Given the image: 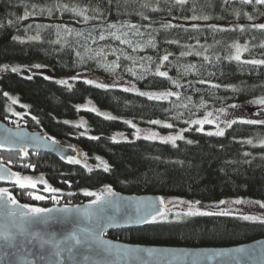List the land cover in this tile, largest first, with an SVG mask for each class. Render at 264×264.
I'll return each mask as SVG.
<instances>
[{"label":"trees","instance_id":"16d2710c","mask_svg":"<svg viewBox=\"0 0 264 264\" xmlns=\"http://www.w3.org/2000/svg\"><path fill=\"white\" fill-rule=\"evenodd\" d=\"M55 2L0 0V119L10 127L41 132L56 141L66 140L81 150L80 157L85 156L87 167L85 162L78 165L64 163L41 153L0 150V160L12 171L22 175L44 174L51 186L59 189L55 193L59 204H54L50 199L53 194L44 192L41 187L28 190L12 184L0 187L8 188L22 204L48 208L89 203L94 197L85 196L84 191L102 193L105 186L111 187L114 193L162 196L164 199L217 202L227 198H246L264 201V147L258 143L264 140V125L240 123L242 120L264 119V110L246 108L242 117H236L237 123L223 136H209L195 127L190 128L186 132L187 138L175 146L141 138L131 141L113 139L118 132L133 135V129L125 121L148 125L152 120H164L174 127L185 126L210 111L264 98V66L225 58L234 54L235 49L230 45L246 43L248 50L242 60L264 59V48L259 46L264 43V30L253 27L264 19V6L244 5L240 0H229L228 4L224 0H189V4L181 8L174 5L173 0H129L128 3L113 0L103 21L85 23L77 22L69 12L49 15L47 8ZM63 2L84 6L89 0ZM98 2L93 0V4ZM144 2L150 7L141 8ZM193 4L196 15H208L210 19H184L193 15L190 10ZM33 5L37 6L36 14L28 19H17L26 9L32 12ZM152 7L158 10L152 11ZM40 9L45 11L41 13ZM137 12L149 16L150 20L141 19ZM246 14L253 19L248 20ZM109 23L118 26L137 24L144 35L133 36L129 29L123 28L122 32H129L128 38L133 40V46L120 44L109 36L115 31L106 28ZM165 24L173 27L165 28ZM211 25L217 28L213 29ZM64 28H71L72 35H66ZM101 31L107 37L103 41L99 40ZM57 32L63 37L60 43H55ZM77 32L83 35L77 36ZM37 35L39 40L28 39ZM93 39L96 43L92 42ZM149 39L154 40L156 48L147 45ZM100 48L106 53L103 57H95L92 51H88ZM112 49L116 50L114 55ZM181 52L191 54L181 56ZM167 53L171 55L169 61L164 62L161 58ZM203 55L210 56L211 63L204 61ZM217 55L220 60L215 59ZM128 56L132 59H126ZM36 64L60 77L87 75L108 82L127 81L142 90L178 92L180 99L169 96L149 100L131 89L125 92L116 86L97 88L96 82L84 83L90 80L85 78L67 87L45 79L41 74L24 75L11 71L13 67ZM158 65L161 71H168L167 78L154 75ZM190 65L194 67L185 74ZM5 67L7 70H2ZM200 80L210 83H198ZM173 81H178L181 87ZM211 84L222 87L212 88ZM4 93L16 98L19 104H12ZM188 97H191V103ZM88 100L121 119L109 120L93 112L79 111L77 105ZM183 104L187 107H178ZM15 111L20 116L13 115ZM80 116L86 117L91 136L99 139H90L82 127L69 122ZM249 139L252 144L246 143ZM188 140L192 143H187ZM24 152L28 154L26 157ZM96 157L109 165V171L103 170ZM24 163L35 165V169L23 168ZM28 191L47 199L34 200L27 195ZM69 192L73 195L69 196ZM105 236L131 245L232 247L264 239V224L244 221L235 215L192 216L158 220L143 228L115 231Z\"/></svg>","mask_w":264,"mask_h":264},{"label":"snow or ice","instance_id":"6c2138e0","mask_svg":"<svg viewBox=\"0 0 264 264\" xmlns=\"http://www.w3.org/2000/svg\"><path fill=\"white\" fill-rule=\"evenodd\" d=\"M129 0H125V3H128ZM118 3V0H117ZM225 4L229 3V0H224ZM240 3L244 5H256V6H264V0H240ZM101 4L107 5V7H102ZM113 4V0H99L98 3L93 4V0H89V3L84 6H80L78 4H69L63 2V0H56V2L53 4V6L47 8V12L49 15H51L53 12L58 13H65L69 12L73 15L74 18L77 19V22L83 21L85 23H88L92 20L96 21H103L105 19L106 13L110 10L111 6ZM174 5H179L181 8L189 4V0H173ZM141 8H149L150 4L148 2L141 3ZM36 5L32 6L33 11L29 12L27 9L25 10V13L22 17H17L18 20L22 19H28L30 15L36 14ZM152 11H157L158 9L156 7L151 8ZM193 12V15L190 17H184V19H190L192 21L197 20H203L207 21L210 19L208 15H196L195 11V5L190 9ZM44 9H40V12H44ZM171 11V9H170ZM92 13V15H89V13ZM137 15L141 17L143 20H150V17L145 15L142 12H137ZM238 15V14H237ZM247 15V14H246ZM248 20H252L253 17L251 15H247ZM13 21H9V23H12ZM60 26H58L59 28ZM165 28L167 27H173L172 25L165 24ZM213 29H216V25H211ZM256 29L264 30V23L253 25ZM107 29H114L115 31H112L109 33V36L114 41H119L120 44H127L129 46H133V40L129 39V32H122L121 29L127 28L132 32L133 36H143L144 33L140 31V27L137 24L134 23H125L121 25H117L116 23H109L106 26ZM106 30V29H105ZM243 31V28L240 29ZM64 32L66 35H72V29L71 28H64ZM77 36L83 35L80 32L76 33ZM91 35V34H89ZM150 35V34H149ZM58 39L55 41V43H60V40L63 39V37L60 36V33L57 32ZM107 37L104 34V31H101V34L99 35V40L103 41ZM29 40H39L40 37L34 36L29 37ZM93 43H96V40L93 39ZM168 43H174L175 41H167ZM147 45L156 48V43L153 39H149L147 41ZM260 47L264 48V43L259 45ZM230 48H234L235 52L234 54H229L226 56V59L229 60H235L237 62H242L244 64H250L253 66H264V59H241V54L243 51L248 50V45L241 46L240 44L236 43L229 46ZM133 50H135V47H133ZM88 51H92L94 53L95 57H103L106 55L103 48H100L99 50H92L88 49ZM115 49L111 50V54H115ZM205 52L208 51L207 48L204 49ZM191 53L181 52V56L189 55ZM171 53H167L163 55L161 58L162 61L167 62L169 61V56ZM197 55H201V53H197ZM77 56H80V53L77 52ZM126 59H132L131 56L126 57ZM151 60V57L148 58ZM216 60H220L221 57L217 55L215 57ZM203 60L206 62L211 63V57L208 55H203ZM135 62V61H133ZM114 66L115 62H113ZM34 68H41L43 67L40 64L33 65ZM194 66H188V68L185 71V74L189 71H191V68ZM7 70L6 67L5 69ZM31 69H29L30 71ZM12 72L19 71L18 68L13 67L11 69ZM131 71V69H129ZM154 75L158 77H165L167 78L169 76L168 71H161L160 65L157 66ZM31 79V77H29ZM45 79H48V77H45ZM72 79H76V77H72ZM57 83L61 85H67V80H58ZM84 83L86 84H92V80H85ZM174 84H176L177 87H181V85L178 83V81H173ZM198 83H210L204 80L198 81ZM95 86L97 88H107V84H100L96 83ZM212 88L219 89L222 87L220 84H211ZM125 92L130 91V89L125 88ZM140 96H146L149 100L153 99H164L169 96H176L177 99H180V94L178 92H161L159 94L157 93H151V92H139ZM5 97L10 99L12 101V104H16L17 101L15 98H12L9 96L8 93L3 94ZM189 103H191V97L187 98ZM254 103L264 107V98L257 99L253 101ZM187 107V104L178 105V107ZM230 107L235 108L237 105L233 104L230 105ZM11 110V109H9ZM91 111H96L95 109H91ZM225 109H219V112L223 113ZM100 115V113H97ZM13 115H19L18 113H13ZM208 117L212 116V113L209 112ZM259 115V113L257 114ZM34 120L35 117H32ZM106 119H115L111 116H105ZM219 120V116L216 118ZM65 123H68V121H65ZM83 121L77 125V127L83 126ZM125 123L129 124L132 127H135V125H132L130 121H125ZM152 124H160V121L158 120H152ZM193 124L201 125L198 131H203V125L205 123L212 124L213 121L210 119H207V117L204 120H195L192 121ZM224 123L227 124L228 128H231L233 124L237 123L236 120H230V121H224ZM240 123L249 124V125H264V119H249V120H242ZM167 128H172L173 125L171 123H168L164 125ZM7 131V130H6ZM137 132H139V129H137ZM83 134V133H82ZM225 134V131L223 128L219 126V124H216V131L215 132H208L207 135H216V136H223ZM15 135H21V133H15ZM157 137V133L152 132L149 135L145 136V139H154ZM90 139L96 140L99 139V137L91 136ZM44 140H51L53 144L56 143L54 139L51 137H44ZM115 139V138H113ZM162 142L168 143L171 142L173 146L176 145V141L183 140V135H174V136H167V137H161L160 138ZM9 144V147H11V141H7ZM187 143L191 144L192 141L188 140ZM246 143L252 144L253 141L251 139L247 140ZM4 143L0 142V147H3ZM260 146L264 147V140L260 141ZM28 154L27 152H24V156L26 157ZM245 155H250V153H245ZM98 161H100V164L103 165V170L105 172L109 171V165L100 159V157H96ZM86 160V158H85ZM67 162L69 164H81V160L76 159L74 157H68ZM9 164L12 163L11 161L8 162ZM85 167H87V164L85 162ZM23 168H32L35 169V165H32L30 163H24L22 165ZM89 171L91 169L89 168ZM0 180L2 181H8L11 182L14 187H18L21 190H28V189H37V184L40 183L43 185V191L47 193H51L50 199L53 201L54 204H59V199L55 195V193L59 192V189L52 187L47 183V181L43 178L41 175L38 180H34L32 177L28 175H22L21 173L14 172L10 168H8L2 160H0ZM27 195L31 197L34 200L37 201H43L47 199L44 195H38L35 194L33 191H28ZM69 196L73 195V193L69 192ZM84 195L88 197H94L93 200L90 201L88 205H79V206H64V207H34L29 204H21L19 201L12 195L10 190L8 188L0 187V208L5 210V219L7 223L5 225H2L0 227L3 228V231H0V240L3 241V244L0 245V249L4 251V254L13 258H20L22 261V264H38L37 261H34L32 259H28L29 256H38L40 260H44L45 258H48L50 261V264H80L79 257L83 256L85 261H89L92 258V255H95L97 257H103L104 260L100 261H93V264H113L112 261L108 260V257H129L136 260H139V256L141 253L147 252L149 254L154 253L155 249H141V248H131V247H122L120 245H114L109 241H106L102 239V233L104 232L105 224H104V213L106 210L112 205L113 201L109 199L110 197H114L116 193H114L109 186H105L104 192L98 193V192H91V191H84ZM159 206H156L155 201H150L147 203L140 202L143 204V207L138 206L135 209V214L133 216H130L129 219L136 222V223H155L158 221V218L160 220L167 219L168 213L166 212V202L163 198H159ZM167 203H172V201H168ZM181 204L187 205V210L185 212L178 213L177 216H184V217H192V216H229L232 214L231 210L224 211V210H203L202 207H199L201 205V202L199 200L196 201H179ZM256 204L261 209H264V202L262 201H244L241 199H235L232 201H225L220 200L219 204L216 205V208H219V205H226V204H233V205H241V204ZM211 208V206H209ZM77 218H84L90 222L92 227L90 228H79L77 230L69 231L68 233L64 234L61 238L57 239L55 235H45L43 234V231L41 229L42 225H48L51 222H67L69 219L72 220L73 223L77 221ZM239 218L244 221H251V222H258L260 224H264V216H256V215H245V214H239ZM29 245H33L37 248L36 252H32L29 249ZM238 252H244V249H238ZM9 264H15L14 260H10ZM140 264H143L141 261Z\"/></svg>","mask_w":264,"mask_h":264},{"label":"water","instance_id":"95a60500","mask_svg":"<svg viewBox=\"0 0 264 264\" xmlns=\"http://www.w3.org/2000/svg\"><path fill=\"white\" fill-rule=\"evenodd\" d=\"M15 133H21V135H15ZM44 137L48 136L43 135L41 132L30 131L27 128H12L0 119V142L4 143V146L0 147L2 151L19 153L22 149H26L29 152L54 156L64 163H67V158L70 156L76 159L80 158L82 154L80 149L63 146L56 140V143L53 144L51 140H44ZM7 141H11V147H9ZM6 166L10 168L8 165ZM5 184L11 185L12 183L0 180V185ZM159 198L163 197L153 195H127L123 193H116L114 197L109 198L113 203L104 213L105 228L102 233V239L122 247L156 250L152 254L147 252L141 253L139 260L120 256L108 257V260L112 261L113 264H140L141 261L143 264H264V239L232 247H173L131 245L113 241L105 236L111 232L143 228L149 224L136 223L130 220L129 217L135 214V209L138 204L143 207V204L140 202L147 203L155 201L156 206H159ZM89 203L83 205H88ZM53 207L64 206H52L50 208ZM170 207L171 206L166 202V212L170 210ZM6 223L5 210L0 208V226ZM90 227H92V225L88 220L77 218L75 223H73L71 219L67 222H51L48 225H42L41 229L46 236L55 235L57 239H59L69 231ZM0 231H3L2 227H0ZM2 244L3 241L0 240V245ZM28 247L32 252L37 251V248L33 245H29ZM238 249H244L245 251L238 252ZM27 258L37 261L38 264H50L48 258L44 260H40L38 256H29ZM78 259L80 264H93V261L104 260L103 257H97L95 255H92L89 261H85L83 256ZM10 260H14L15 264H22L20 258L7 256L4 254V251L0 249V264H9Z\"/></svg>","mask_w":264,"mask_h":264},{"label":"rangeland","instance_id":"374dc122","mask_svg":"<svg viewBox=\"0 0 264 264\" xmlns=\"http://www.w3.org/2000/svg\"><path fill=\"white\" fill-rule=\"evenodd\" d=\"M260 23L261 24L264 23V19L261 20ZM239 44L241 46L247 45L246 43H239ZM234 52H235V50H234ZM244 52L245 51H243L241 54V59H243ZM15 68L19 69V71H17V72L24 74V75L41 74L44 77H48V79L56 81V82L58 80H67L68 84L64 85L67 87H72L78 79H80V78L84 79L85 78V79H90L96 83L107 84L108 85L107 88L112 87V86H116V87H120L123 89L128 88V89H131V90L136 91L138 93L143 91V92H151V93L159 94V92H155L153 90L139 89L127 81L108 82V81H104L102 79H99L96 77H90L87 75L72 76V77H76V79H72V77H60V76H57L56 74H54L50 69H48L46 67H41V68L37 69V68H34L33 66H17ZM29 69H31V70L29 71ZM255 100H257V99L251 100V101L247 102L246 104L237 105V107H235V108H223V109H225V111L223 113L219 112V109L213 110V111H210L212 113L211 117H208V115H207L209 113L208 112L204 116L195 119V120H204L207 117V119H210L213 121L212 124L205 123L203 125V131H199V132H202L205 134H207L208 132H215L216 131V124H219V126L221 128H223L224 131H226L228 129V127H227V124L224 123V121L235 120L236 117H239V116L242 117L246 108H253L257 111L258 110H264V107L253 102ZM16 101H17L16 104H19V101L17 99H16ZM77 109L79 111H89V112H93L95 114L100 113V116H102L104 118H105V116H111L117 120L121 119V117L111 113L109 110H107L103 107H100L99 105H97L92 100H88L86 102L78 104ZM91 109H95L96 111H91ZM14 113H18V112L15 111ZM18 114L19 115H17V116H20V113H18ZM218 116H219V120L216 119ZM195 120H193V121H195ZM82 121L84 122L82 128H83L85 135L91 136V134L89 132L90 127H89V124H88L86 117L80 116L78 119H76L74 121H69V122L71 124L77 126ZM158 121H160V124L149 123L148 125H140V124H137L135 122L130 121L132 125H135V127H132L128 124L133 129V133H132L133 135L130 136V135H128L127 132L123 131V132H118L117 134H115L113 138H115L114 140H116V141H122V140L123 141H131V140L139 139V138L145 139L146 135H149L150 133L155 132V133H157V137L154 139H147V140L164 143L160 139L161 137L174 136V135L179 134V135H183L184 139H185V138H187L186 132L190 128L195 127L196 129H199L201 127V125L193 124L192 121L187 123V125H185V126H178V127H174V125L168 121H164V120H158ZM168 123H171L173 125V127L167 128L164 126ZM12 128H15V127H12ZM19 128L20 127H17L16 129H19ZM137 129H139V132H137ZM179 141L180 140L176 141V144ZM59 142L63 146L72 147L71 144L68 143L66 140H60ZM258 143H260V142H258ZM168 144H172V143L168 142ZM84 158H85V156L80 157L79 160H81V162H85ZM41 175L47 181V183L49 185H51L44 174H29L28 176L32 177L34 180H38V178ZM40 187H41V189H43V185L38 183L37 188H40ZM93 192H96V191H93ZM235 199H241L244 201H257V200L246 199V198H227V199H223V200L230 202V201L235 200ZM181 200L194 201V200H189V199H185V198L165 199L166 202L172 201V203H170V204L168 203L171 207H170V210L167 212L168 216H167V219H165V220H180V219L184 218V216H180V217L177 216L178 213L182 214L183 212H185L187 210V205L179 203V201H181ZM200 202H201V205L199 207H202V209L205 211H207V210H224V211L231 210V212H232L231 215H235V216H239V214L264 216V209H261L256 204H248V203L241 204V205L226 204V205H219V208H216L215 206L219 204V201H217V202H202V201H200ZM262 202H264V201H262ZM209 206H211V208ZM158 220H160V219L158 218Z\"/></svg>","mask_w":264,"mask_h":264},{"label":"flooded vegetation","instance_id":"af4514ba","mask_svg":"<svg viewBox=\"0 0 264 264\" xmlns=\"http://www.w3.org/2000/svg\"><path fill=\"white\" fill-rule=\"evenodd\" d=\"M21 151H28V150H26V149H22Z\"/></svg>","mask_w":264,"mask_h":264}]
</instances>
